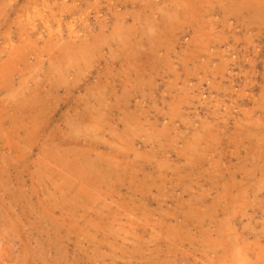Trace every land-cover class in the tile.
I'll return each mask as SVG.
<instances>
[{"label":"rangeland","instance_id":"374dc122","mask_svg":"<svg viewBox=\"0 0 264 264\" xmlns=\"http://www.w3.org/2000/svg\"><path fill=\"white\" fill-rule=\"evenodd\" d=\"M0 264H264V0H0Z\"/></svg>","mask_w":264,"mask_h":264}]
</instances>
